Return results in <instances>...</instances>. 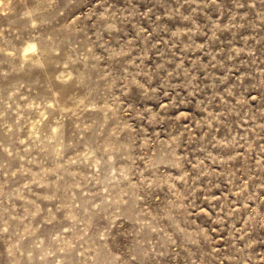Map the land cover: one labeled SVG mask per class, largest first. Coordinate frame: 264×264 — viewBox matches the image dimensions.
Returning a JSON list of instances; mask_svg holds the SVG:
<instances>
[{
  "label": "clouds",
  "instance_id": "9594fccd",
  "mask_svg": "<svg viewBox=\"0 0 264 264\" xmlns=\"http://www.w3.org/2000/svg\"><path fill=\"white\" fill-rule=\"evenodd\" d=\"M0 264H264V0H0Z\"/></svg>",
  "mask_w": 264,
  "mask_h": 264
}]
</instances>
